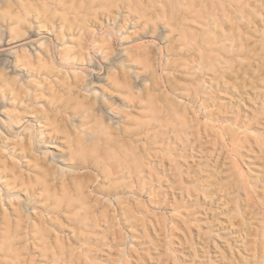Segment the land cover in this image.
Listing matches in <instances>:
<instances>
[{
	"label": "rangeland",
	"instance_id": "1",
	"mask_svg": "<svg viewBox=\"0 0 264 264\" xmlns=\"http://www.w3.org/2000/svg\"><path fill=\"white\" fill-rule=\"evenodd\" d=\"M42 2L45 0H24L26 6L40 11ZM174 4L185 7L175 0H95L91 7L87 0H64L57 7L49 4L51 10L46 15L53 19V27L63 19L72 27L65 30L62 41H53V46L68 47L74 54L73 60L63 62L64 67L58 70L69 79L73 74L82 77V86L79 84L72 97L58 87L53 96L42 82L45 77L31 75L26 68L13 70L0 56V77L17 83L21 77L16 74L20 73L39 82L40 87L31 88L32 92L45 91L44 99L68 111L58 119L51 117L45 127L63 144L59 139H37L25 152H20V147L12 151L19 140L7 116L14 112V102L9 88L0 85V151L8 169L5 172L0 166V259L7 260L0 264H16L15 257L21 264H53L52 259L57 258L60 264H264V0L233 1L228 17L240 29L234 31L237 38L232 40L230 23L222 20L225 22L218 30L226 35L217 34L214 51L191 46V32L201 37V26L194 21L180 28L183 36L172 30ZM54 8L55 15L50 12ZM240 11L248 17L247 26L238 19ZM25 13L22 7H15L11 17L0 19V55L15 41L53 38L54 28H37L30 14L11 39L14 19L20 14L25 17ZM84 18L95 22L87 23L92 37L87 32L80 36ZM80 37L87 38L83 48L79 47L83 42ZM89 38L103 40L101 48ZM33 64L36 70L34 59ZM48 78L61 81L53 75ZM45 103L38 102L34 108L42 109ZM105 103L112 108L109 113ZM127 113L131 114L127 124L131 130L137 126L133 123L151 127L149 123L157 120V144H92L98 136L97 121L114 124ZM25 116L22 123L33 125L39 136L36 129L44 125L41 118L38 123L35 114ZM65 119L76 126H80L79 120L90 122L85 132L79 129L81 146H65L61 133L67 125ZM184 119L187 124L180 128L182 133L172 138L170 126ZM6 142L10 143L7 148ZM125 149L141 162L140 185L119 177L120 166L133 168L135 163L126 157ZM70 153L75 161L70 160ZM58 156L63 164L57 162ZM11 160L38 186L36 204H28L25 188L18 181V187L14 186ZM72 162L83 166L77 173L84 194H90L92 204L100 200L95 210L97 224L79 228L65 219L60 225L56 220L43 224L39 216L47 217L42 212L46 194L41 185L59 180ZM60 194L57 200L65 202ZM32 206L36 207L35 216L25 210ZM14 209L27 215L34 227L16 232ZM3 218L10 222L9 227ZM103 219H109L108 223Z\"/></svg>",
	"mask_w": 264,
	"mask_h": 264
},
{
	"label": "bare ground",
	"instance_id": "2",
	"mask_svg": "<svg viewBox=\"0 0 264 264\" xmlns=\"http://www.w3.org/2000/svg\"><path fill=\"white\" fill-rule=\"evenodd\" d=\"M87 1L90 4L89 5L90 7H91V4L95 3V0H87ZM175 1L178 5L180 3L185 4L186 8L183 7V9H181V8H177L175 4L173 5L172 16H171L173 31H177L180 34L179 36H183L184 32L180 28L184 26L185 24H187L189 20H192L201 26V29H200L201 37H198L193 32L190 33L189 36H190L191 46H195L199 50H205L207 48H210V50L212 49L213 51L216 50L215 48L212 47V45L216 44L217 42L216 41L217 34L221 35L222 37H225L226 35L225 31L218 30V28L220 27V23L225 22V21L227 23H230L229 28L234 33L232 34V40L234 41L235 38H237L236 37L237 32L235 33L234 31L238 28V26L236 28V25H234V23L230 20V17H228L229 9L234 8L232 6L234 0H175ZM63 3H64V0H51V2H49L48 0H45V2H42L43 11H40V9L38 8L31 9L32 7L30 5L26 6V4L24 3V0H0V19L8 18V16L11 17L15 7L16 8L22 7V9L26 11L25 17H22V14H20L17 17V19L16 18L14 19L15 28L10 30V34H12L11 39H14L13 35L16 34L15 29H19L21 24H23L24 22H27V17L30 14L34 15L35 20L38 24L37 28H40V27L44 28L49 25L51 28H54L53 34L51 35L53 36V38L40 36L36 39L25 40L24 42H21V43L15 41L14 43L10 45L7 44L9 47H6L5 49H3L1 51L0 56H2L4 59L10 62V67L13 70H15L18 67H20L21 69L26 68L31 75L38 76V77H42V76L45 77L42 79V82H44L46 91H48V93L52 94L53 96L56 95L57 93L56 88L58 87L59 89H62V90L64 89L65 92H67V94L69 96L71 95L70 97H72V95H75V92H77V90L79 91L78 89L79 86L80 85L82 86V84H80L82 82V77L76 74H73L72 78L69 79V77H67L66 75H63L62 72L58 69L64 67L63 62L72 61L74 58V54H72L71 49L68 47L58 48V46H53L54 45L53 41L54 40L56 42L62 41L65 30L67 29V31H70L72 30V27L70 23L67 24L64 21V19L60 20V23H58V26L53 27L54 25L53 19L46 15L47 14L46 12L51 10L49 4H53L54 6L57 7V6L63 5ZM225 3H227L228 6L225 5ZM50 12L51 14L55 15L56 8H54ZM234 13H236V10H234ZM93 15L97 17L98 14L94 12ZM246 18L243 15V12L240 11L238 19H240V21L244 23L245 25H246V22L248 21V19ZM222 20H225V21H222ZM89 22L91 24L93 23L95 24V22L89 21V19H86V18L83 19V26L79 28V30H81V33H80L81 37L85 34V32L88 33L90 31L89 30L90 26L87 24ZM237 30H240V29H237ZM89 33H88V37L91 36L89 35ZM85 36L86 35H84L83 37ZM17 37L18 36H15V39ZM238 37L240 36L238 35ZM86 39L84 40L82 39L83 42H79L80 48H83L82 43H84V46L87 44L86 42H84ZM89 39H91L89 41H91L93 44L99 45V48H101V42L103 40L100 42L99 40H96L93 38H89ZM104 42H107V40H104ZM42 45H45V47L43 48ZM23 46L24 48H22ZM38 48H40L41 52L40 51L37 52ZM221 48L222 46H219V50ZM33 53H36V56ZM37 53L39 56L37 55ZM79 54L81 57L83 56L81 55V53ZM142 55L146 58H149L146 52H143ZM55 56L58 57V59ZM202 56L199 57L200 60H203ZM33 59L36 60L38 63L36 70H34L33 68L34 67ZM47 65H49L50 67H47ZM16 75L17 77H21V79L17 83L16 82L13 83L12 81H9V79L7 78L0 77V85L6 86L9 88L11 99L14 102L12 103L14 104V112L12 114L7 113V116L10 121V125H13L15 127L16 136L18 135L17 137H19V140L13 143V147L11 148L12 151L13 150L16 151L15 147H20V152H25L26 150L25 147L26 146L31 147L32 143L34 144L37 139L38 140L40 139V142H44V141L46 142L48 140L51 141V140H58V139L60 141V138L55 137L54 135L52 136V134H50L52 132L48 131L45 127L48 124V122L51 120V117L58 119V116H60V114L62 113L67 114L68 113V111L66 110L67 108L65 106H60L57 103L53 104L51 101L49 102L46 99H44V92H45L44 89L45 88L41 90V92L44 91L43 93L38 94L36 92H32L31 88L40 87L39 82L30 80L29 77H25L21 75L20 73H17ZM52 75L56 76V78L61 77L60 79L61 81L59 82L56 79L54 80L56 83L54 81H50L48 77ZM78 94L76 93V95ZM45 100L47 104L45 103ZM41 101L45 103L44 107L42 109L34 108V106L38 102L42 104ZM135 108H136L135 106L131 107L132 111H134ZM105 109L108 113H109V110L112 111V108L109 107V104L105 105ZM30 114L31 115L35 114L37 116L36 122L38 123L40 122L39 119L41 118L40 120L44 124L42 126L40 125L39 129H36L37 132H40L39 136L38 135L36 136V134H34L35 128L33 125H26V123L25 124L22 123L23 119L26 117L25 115H30ZM130 115L131 114L127 113V116L124 117V120L120 122H114V124L96 120L98 123L96 128L98 129H96L97 131L95 132H97L98 136L94 138L95 142L92 144L96 145V147L101 146L99 143L104 145V147H149V146L157 144V125H156L157 120L154 119L155 123H149L151 124V127L149 126L146 127L139 123L138 124L133 123V124H136L137 126L135 127L134 130H131V128L127 127V124L130 123V120L128 119ZM55 120L56 119H54V121ZM65 120H66L65 123L68 126L64 124L65 126L64 127L65 129H63L64 131L62 132L60 131L61 133H64L65 135V137L62 138L63 140L64 139L66 140V145L65 144L64 145L67 147L81 146V143L79 140V135L81 131L79 129H82L85 132L86 127L88 123L90 122L85 123L83 122V120H79L80 126H76L75 124H72L69 119H65ZM186 124L187 122L184 119L178 122L179 126L171 125L168 132L172 135V138L179 137L178 133L179 132L182 133V131H180L181 130L180 128L185 127ZM56 126L57 128L59 127L58 125ZM89 129L90 128H88V130ZM70 135H75L76 139L75 140L71 139ZM90 140L92 141V139ZM61 144H63V142ZM93 145L91 147H93ZM5 146H6L5 148L9 147L10 143L6 142ZM128 151L129 153L127 154L126 152ZM124 153L126 154V157L135 161V163H134L133 168H130L128 165L120 166V168L118 169L119 177L129 178L130 180L133 179L135 183L140 185L143 180L141 176V174L143 173V167L141 165V162L137 159L138 157L136 158V156L133 153H131L129 149H125ZM23 155L21 153H18L19 157L20 156L23 157ZM69 158L71 161H75V157H73L72 153L69 154ZM110 159H113V158H110ZM57 162H62L63 164V161L60 159L59 156H58ZM75 163L76 162H72L68 165L69 168L67 170V173L61 175V178H59V180L57 181L46 180L45 185L42 183H41L42 185L40 184L41 188L42 189L44 188V191L42 192L46 194V197H45L46 203L42 206V209H43L42 212H44L47 215V217L45 219L43 215L40 214L39 216V219L43 224L44 222L45 224L46 222L49 224L53 222L56 223V221H58L60 225V222L64 219L68 223H71L79 228L91 227L97 224V221H98L97 218L99 217L95 214L96 212L95 210H96V204L100 203V200H95L96 204H92L91 202L92 198L90 194L88 195L84 194V190L82 186L79 184L80 181L78 180L80 178V175H78L77 173V171H79V169H81L83 166L82 164H77V163L75 164ZM103 163H106V162H103ZM104 165L106 166V164H103L102 168H104ZM0 166L4 168L3 171L5 172L6 170L8 171L6 162L2 155V151H0ZM26 166H27L26 168L30 169L28 165ZM10 167L12 169L10 170V173H11L10 176L14 180L13 181L14 186L18 187L16 183L18 181L19 185L22 186L21 188H23V186L25 188L23 191L26 193L25 196H26V199L28 200V204L30 203L36 204V198H37L36 196L39 195V192L36 191L38 190L36 189L38 188V186L37 187L34 186L35 184L34 180L31 179V176L28 173H27L28 175L25 177V173H23V171H20L19 165L17 163H14L12 161ZM5 172H3V175H2L3 177L7 176ZM103 172L109 175V173L104 169H103ZM17 178H19L20 181ZM70 183L72 184V187L75 190V196L74 194L70 193V190H69V187L71 186ZM90 188L91 187H89V192L91 191ZM59 193H61L60 195L65 196L66 198L65 202H63L64 200L62 201L57 200L58 198L56 197L59 195ZM67 195H70L71 197L68 198L66 197ZM52 199H56V200L53 201ZM28 209L29 210L25 209L26 213L29 211L27 213L29 216L30 214H33L35 216L34 211L36 207L32 206L31 208H28ZM14 210L15 211H13V215H15L14 212H16V215L14 216L12 220V225L14 226L16 232L20 233L23 230V227L27 229H30V228L32 229L34 227L35 225L34 222H28V220L26 219L27 215L25 216L23 214L25 216V219H24V216L20 213L19 209H14ZM3 221H4V218H3ZM103 221L105 223H108L109 219H106V220L103 219ZM5 223H4L5 226L9 227L8 224L10 222L6 221ZM0 250L2 249L0 248ZM61 253L63 254V249H61ZM1 260L2 259H0V261ZM6 261L2 260V262H6ZM15 261H16V264H21L20 258L15 257L14 262ZM51 262L53 264L54 263L60 264L59 263L60 260L58 258L56 260L52 259ZM8 263H11V262H8Z\"/></svg>",
	"mask_w": 264,
	"mask_h": 264
}]
</instances>
